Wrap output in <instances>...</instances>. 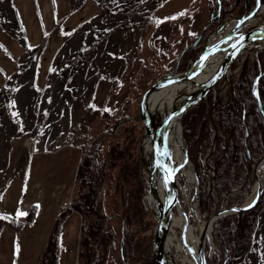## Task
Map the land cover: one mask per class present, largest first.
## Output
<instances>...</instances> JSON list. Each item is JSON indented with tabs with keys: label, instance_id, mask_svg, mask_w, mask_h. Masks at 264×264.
Listing matches in <instances>:
<instances>
[{
	"label": "rangeland",
	"instance_id": "obj_1",
	"mask_svg": "<svg viewBox=\"0 0 264 264\" xmlns=\"http://www.w3.org/2000/svg\"><path fill=\"white\" fill-rule=\"evenodd\" d=\"M12 1L5 0L0 5V26L22 42L17 37L16 28L12 23L16 13ZM95 1L101 10L94 18L72 32L56 30L55 34L64 33L63 40L54 52L45 82H40L39 85L35 81L40 71L37 62L42 48L39 46L26 52L25 65L21 66L12 81L6 82L4 88L0 89V192L14 177L24 175L28 167L25 160L28 161L32 154L41 157L44 156V151L49 153L66 146L77 147L80 154L79 151L83 148L88 150L98 146L106 157L108 145L114 140V129L111 130V127L139 114L140 98L154 82L170 74L179 73L173 71L184 48L197 44L206 33L203 31L210 26L214 16L220 11L218 0H194L184 5L182 13L161 19L162 16L157 14L156 18L155 13L166 0ZM101 2L105 7L103 10ZM74 3L73 1L72 5ZM162 10L161 8L158 12ZM231 20L221 23L219 27H224L222 33L212 36L210 40L215 42L223 33L226 34L227 27L233 24L229 22ZM263 20L264 14L256 16L239 31L249 30ZM219 27L205 37L204 43L200 45L201 49H197L192 55L190 64ZM256 51L258 50H245L234 61L238 65L234 68L233 63L227 78L220 80L211 91L214 103L221 96L227 99L237 94L232 80L236 79L245 56L255 58ZM214 114L213 106L210 120L212 128ZM15 121L18 123H14ZM130 124L136 126L134 122ZM138 126L144 128L141 118ZM142 130L141 150L144 140V129ZM124 138L122 136L121 140ZM213 149L214 142L203 158L204 170L211 177L214 176V166L210 161ZM57 152L55 155L60 156L62 152L69 150L65 148L64 151ZM68 156L69 165L73 168L75 155L68 153ZM76 157L77 171L81 155ZM59 158L57 157L58 160ZM40 161L37 159L35 168ZM257 168L261 179L259 174H256V177L261 180L262 186L264 162ZM144 172L143 170L145 177ZM115 179V172L110 170L102 186L104 194L109 196L106 205L112 214L122 211L120 191L116 188ZM177 180L180 205L189 223L198 230L201 222L206 223L209 217L216 215V209L210 210L208 205L201 206L197 177L193 183L185 176H180ZM254 184L251 186L249 197L246 198V204L257 188V182ZM212 186L213 183L210 187ZM149 206L151 208V205ZM174 212L178 213L177 210ZM75 214L78 216V228L73 246L78 264L82 219L78 213ZM154 229L149 234L151 240ZM176 232L181 231L176 228ZM210 234V240L208 235L205 236L206 264H222L225 257L220 246L214 241L212 231ZM245 242L242 251L231 256L229 264H264V209L251 232V237ZM112 253L115 255L117 251ZM215 254L218 255V262L214 259Z\"/></svg>",
	"mask_w": 264,
	"mask_h": 264
},
{
	"label": "trees",
	"instance_id": "obj_2",
	"mask_svg": "<svg viewBox=\"0 0 264 264\" xmlns=\"http://www.w3.org/2000/svg\"><path fill=\"white\" fill-rule=\"evenodd\" d=\"M4 1L0 0V5ZM256 1L218 0L219 13L204 29L203 33H206L197 44L184 48L173 72L187 70L192 55L201 49L205 37L224 21L241 18L250 12ZM261 2L264 3V0ZM100 5L102 10L105 9L103 2ZM12 23L17 37L27 47L26 34L16 14ZM236 64H233L234 68ZM232 82L237 94L227 99L221 96L214 103L210 92L195 109L180 118L188 159L199 180L200 204L202 207L208 205L210 210L215 208L216 212L246 201L251 186L257 182L255 168L264 159V47L256 51L255 58L245 56ZM213 106L214 128L210 123ZM138 121L140 116L136 114L111 127V130L114 129V140L108 145L106 157L98 146L82 149L69 207L57 214L39 264H58L60 233L72 213H78L82 219L78 264H155L149 234L157 219L147 199V183L140 156V137L144 128L138 126ZM133 122L136 126L130 124ZM122 136L124 140H121ZM106 140L108 144L109 138ZM213 142L210 161L214 166V176L211 177L204 170L203 158ZM110 170L116 174L115 183L120 191L122 206V211L114 214L107 209L109 196L104 194L102 187ZM262 181L261 192L254 206L220 216L213 222L211 231L214 241L225 257L222 264H229L231 256L240 253L245 241L251 237L264 209V178ZM6 187L1 188L0 196ZM36 211L37 208L33 206L21 219L0 215V233L6 227L19 231L33 221ZM114 250L117 251L115 255L112 253ZM214 259L218 262L217 254Z\"/></svg>",
	"mask_w": 264,
	"mask_h": 264
},
{
	"label": "crops",
	"instance_id": "obj_3",
	"mask_svg": "<svg viewBox=\"0 0 264 264\" xmlns=\"http://www.w3.org/2000/svg\"><path fill=\"white\" fill-rule=\"evenodd\" d=\"M193 1L166 0L156 10L155 16L160 14L163 19L173 14L178 15L183 12L185 4ZM12 6L26 34L29 48L0 26V89L4 88L6 82L12 81L21 66L25 65L26 52L39 46L42 48L37 62L40 71L35 81L38 84L45 82L54 52L63 40L64 33L55 34L56 30L72 32L101 10L95 0H13ZM161 8L163 10L159 13ZM65 148L69 152L55 155L58 150L64 151ZM65 148L49 153L44 151V156L41 157L32 154L24 175L14 177L0 196V215L21 219L33 206L37 208L30 224L19 231L6 227L0 233V264H39V257L54 227L57 214L61 209L69 207L77 165L76 156L80 157L82 154V151L78 153L77 147ZM68 153L75 155L73 168L69 165ZM57 157H60L59 160ZM37 159L41 161L36 169ZM77 228L78 216L72 213L64 222L60 233L58 264H76L73 243Z\"/></svg>",
	"mask_w": 264,
	"mask_h": 264
},
{
	"label": "bare ground",
	"instance_id": "obj_4",
	"mask_svg": "<svg viewBox=\"0 0 264 264\" xmlns=\"http://www.w3.org/2000/svg\"><path fill=\"white\" fill-rule=\"evenodd\" d=\"M262 14H264V7L258 16ZM261 23L262 21L257 25ZM235 24L236 23H233L227 27V32L224 36L233 33L232 30ZM230 41L231 39L227 40L221 38L217 39L215 42L210 40L208 42V47H211L210 51L193 66L187 77L181 79L179 82H170L154 87L146 101L149 114L156 118L162 117L167 111L180 106V104L186 100L197 95L203 89L206 82L217 71L223 57L228 51ZM255 46L247 50H254L257 48V45ZM171 79L170 77L168 80ZM184 139L181 123L176 115L164 127L160 136L156 164V185L159 196L162 199L165 195H173L175 185L177 187L178 184L177 179H179L180 176L187 177L190 183L195 181L194 168L185 157L186 147ZM150 146V139L148 135L145 134L141 150V155L145 164L148 163L150 157ZM258 170L259 168H257L256 174H259V178L261 179L260 171L258 173ZM145 174H147L146 170ZM253 194L254 195L249 199L247 205L253 202L256 188ZM151 209L153 212L156 211L153 202L151 204ZM177 211V214L174 212L170 216L168 233L164 239V256L166 264H205V242L207 237H202L201 232L206 230V233H208L209 236L211 235L210 222L205 223L200 221L201 223L197 230L196 227H193L194 225L192 226L189 223L182 205H178ZM196 214L198 213L196 212ZM176 228L181 232L177 233Z\"/></svg>",
	"mask_w": 264,
	"mask_h": 264
},
{
	"label": "water",
	"instance_id": "obj_5",
	"mask_svg": "<svg viewBox=\"0 0 264 264\" xmlns=\"http://www.w3.org/2000/svg\"><path fill=\"white\" fill-rule=\"evenodd\" d=\"M263 7H264V4L261 2V0H257L256 5L252 8L250 12H248L241 18L232 19L231 21H229L232 23H236L234 29L232 30L233 33H231L228 36H224V33H223L221 36V39H227V40L231 39L229 47H228V51L223 57V60L220 63L217 71L206 82L203 89L193 98L186 100L185 102L180 104V106L178 107L172 108L171 110L167 111L162 117H159V118H156L155 116H152L151 114H149L147 106H146L147 98L154 87H158L162 84H166L170 82H179L181 79L188 76L193 66L208 51H210L211 47L210 48L208 47V42L210 41L212 36L222 33V30L224 28L223 25L219 27L217 30H215L214 33L207 39L202 52L191 62L187 70H185L182 73H178V74H170L154 82L147 90H145V92L142 94L140 98L139 115H140V118L144 126V135L145 134L148 135L150 139V145H151L150 146V157H149L147 164H145L142 158L141 146H140V156H141L143 170L147 171V174H145V178H146V183H147L146 190H147L148 204L151 205L153 202L156 207V211H154V215L157 219V222H156V226L154 229V236L152 239L155 264H166L165 256H164V239L168 233L170 216L171 214L174 213L175 210H177L178 205L180 204L179 190L176 187V185L174 188L173 195L172 196L165 195L163 199L159 196L157 185H156V164H157V157H158V152H159L160 136L162 134V131L164 127L168 124V122L174 116L177 115L180 121V118L183 114H185L188 111L193 110L203 100H205L209 92H211L215 88L218 82L220 80H225L227 78V75L230 72V68L232 64L234 63V61L237 60L239 55H241L245 50L255 45H257V48H255L256 50L262 49L264 47V20L262 21L261 24L253 28H250L249 30L239 31L244 25L246 26L256 16H258ZM233 45H235V47H233ZM170 77L172 79L168 80ZM185 147H186L185 157L187 160H189L186 142H185ZM261 162H264V159ZM261 162H259V164ZM258 165L255 168V174H256ZM256 186H257L256 194H255V197L252 203L247 205L246 202H244L243 204L233 207V208H223L220 211L216 212L215 213L216 215H214L213 217H209L208 222H210V230L212 229L214 220L217 219L218 217L226 215V214L237 213V212L249 209L252 206H254L261 192V188H260L261 180L260 179L257 180ZM201 235L202 237H205L206 235H208V233H206V230H205L204 232H201ZM208 238H209L208 240L211 239L209 235H208ZM204 263L206 264V259H204Z\"/></svg>",
	"mask_w": 264,
	"mask_h": 264
},
{
	"label": "snow or ice",
	"instance_id": "obj_6",
	"mask_svg": "<svg viewBox=\"0 0 264 264\" xmlns=\"http://www.w3.org/2000/svg\"><path fill=\"white\" fill-rule=\"evenodd\" d=\"M235 47V45H233ZM206 59V58H205ZM38 207V206H37ZM18 215H25V213H18Z\"/></svg>",
	"mask_w": 264,
	"mask_h": 264
},
{
	"label": "built area",
	"instance_id": "obj_7",
	"mask_svg": "<svg viewBox=\"0 0 264 264\" xmlns=\"http://www.w3.org/2000/svg\"><path fill=\"white\" fill-rule=\"evenodd\" d=\"M212 168V167H211Z\"/></svg>",
	"mask_w": 264,
	"mask_h": 264
}]
</instances>
